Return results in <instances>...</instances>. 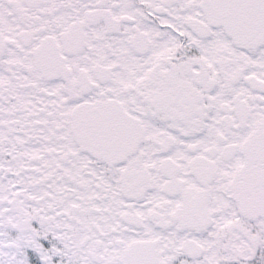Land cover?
<instances>
[{
	"label": "snow or ice",
	"instance_id": "snow-or-ice-1",
	"mask_svg": "<svg viewBox=\"0 0 264 264\" xmlns=\"http://www.w3.org/2000/svg\"><path fill=\"white\" fill-rule=\"evenodd\" d=\"M0 264H264V0H0Z\"/></svg>",
	"mask_w": 264,
	"mask_h": 264
}]
</instances>
